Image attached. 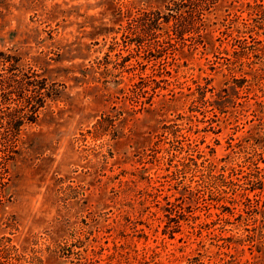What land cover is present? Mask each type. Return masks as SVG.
Returning <instances> with one entry per match:
<instances>
[{
  "label": "rangeland",
  "instance_id": "1",
  "mask_svg": "<svg viewBox=\"0 0 264 264\" xmlns=\"http://www.w3.org/2000/svg\"><path fill=\"white\" fill-rule=\"evenodd\" d=\"M169 1L0 0L49 92L0 142V264H264V0L139 44Z\"/></svg>",
  "mask_w": 264,
  "mask_h": 264
},
{
  "label": "trees",
  "instance_id": "2",
  "mask_svg": "<svg viewBox=\"0 0 264 264\" xmlns=\"http://www.w3.org/2000/svg\"><path fill=\"white\" fill-rule=\"evenodd\" d=\"M219 0H170L167 13L153 12L143 15L133 28L134 38L151 37L160 23L168 24L174 18L178 36L186 31L203 13H209ZM262 3V1L260 0ZM264 16V6L258 5ZM0 66H5V74L0 73V142L14 140L20 130L35 123L38 112L44 107V99L49 95L46 79L36 71H21L17 61L0 53ZM15 90V91H14ZM13 104V107H12Z\"/></svg>",
  "mask_w": 264,
  "mask_h": 264
}]
</instances>
